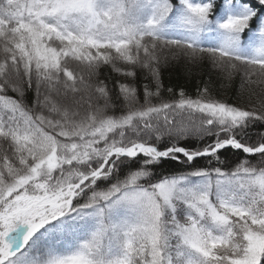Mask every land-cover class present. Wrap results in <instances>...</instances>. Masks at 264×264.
<instances>
[{
    "label": "snow or ice",
    "instance_id": "snow-or-ice-1",
    "mask_svg": "<svg viewBox=\"0 0 264 264\" xmlns=\"http://www.w3.org/2000/svg\"><path fill=\"white\" fill-rule=\"evenodd\" d=\"M0 264H264V0H0Z\"/></svg>",
    "mask_w": 264,
    "mask_h": 264
},
{
    "label": "trees",
    "instance_id": "trees-1",
    "mask_svg": "<svg viewBox=\"0 0 264 264\" xmlns=\"http://www.w3.org/2000/svg\"><path fill=\"white\" fill-rule=\"evenodd\" d=\"M210 68V64H205L197 74L191 75L185 71V63L181 59H177L162 72V80L165 87H182L189 95H193L197 87L205 86L203 81L211 78L212 83L209 87L212 89V94L217 98L231 100L239 85V75H235L233 80L229 82L218 71L213 70L209 74ZM104 71L108 72L110 69L105 68ZM26 96L30 98L31 93H27ZM253 163H255V160H253Z\"/></svg>",
    "mask_w": 264,
    "mask_h": 264
}]
</instances>
